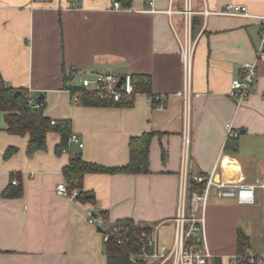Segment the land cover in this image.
Here are the masks:
<instances>
[{"label":"crops","instance_id":"crops-1","mask_svg":"<svg viewBox=\"0 0 264 264\" xmlns=\"http://www.w3.org/2000/svg\"><path fill=\"white\" fill-rule=\"evenodd\" d=\"M72 1L0 0L3 79L14 88H26L34 98L42 95L44 115L68 119L70 132L82 143L56 152L61 134L48 132L45 149L28 155V137L6 132L0 114V264H106L105 244L87 221L88 210L105 211L111 223L131 218L150 227L157 244L170 247L183 167L187 188L196 174H213L222 184L254 185L252 203L218 196L215 189L207 196V264L233 262L238 230L249 237L245 253H263L264 56L257 59L256 91L239 104L230 94L242 64L255 58L260 21L204 16L201 11L234 3L264 15V0H190L195 48L184 153L185 121L177 95L182 70L174 33H183L179 11L185 0H153L158 12L148 11L143 0H128L120 9L112 7L115 0ZM168 8L171 14L164 12ZM93 72L149 75L151 94L164 95L162 107L143 93L134 94L126 107L74 102L69 86L79 88L80 77ZM143 132L154 133L148 173L86 174L83 190L93 201L56 194L72 153L100 165L120 166L128 160L129 138ZM9 146L16 151L4 158ZM5 188H20V194L3 198Z\"/></svg>","mask_w":264,"mask_h":264},{"label":"built area","instance_id":"built-area-1","mask_svg":"<svg viewBox=\"0 0 264 264\" xmlns=\"http://www.w3.org/2000/svg\"><path fill=\"white\" fill-rule=\"evenodd\" d=\"M147 3L150 12H158L153 7V0H143ZM73 4L79 5L80 0H73ZM115 9L123 8L119 0H115L112 4ZM167 14H171L170 8L164 10ZM183 15V33L181 36L174 33L175 38L179 44V57L182 70V87L177 92V95L182 99L183 118L185 121V128L182 136V150L183 153L188 146V132L187 120L190 109V99L192 96L191 80L193 69V53L195 48V39L191 34V18L193 10L191 8V1L185 0L184 7L179 11ZM201 13L207 16L209 13L226 15V16H242V17H255L260 21L259 42L255 51V58L251 61L242 64V74L235 77L231 81L230 94L235 97L239 104L251 92L256 91L258 87V67L257 59L264 56V15H253L249 13L247 7L241 4L227 3L222 8L209 11L203 8ZM120 76H123L119 86L116 85ZM79 87L88 92L96 93L100 98L113 101H121L123 98L126 100H133L134 84L132 75L129 73L116 74L113 72H93L88 75L80 77ZM198 96V93H194ZM80 93L72 94V100L78 102ZM151 102L159 103L164 98V95H154L149 97ZM33 106L38 107L39 104L32 100ZM67 144H77L79 147L82 143L79 141L75 133L68 136ZM192 180L195 183L203 184V191L190 190L186 186L185 169L181 171V181L179 186V195L177 202L176 214L173 218L174 237L173 243L170 247L157 244L155 237L150 233L147 237L143 238L142 252L134 255L133 258H141L142 260H154L155 264H207V260L211 257V253L207 247L204 228V211L207 196L212 189L218 196L235 198L238 203H252L254 200V185L252 184H222L214 180L213 174L203 177L201 175H193ZM12 184H17L16 180H11ZM67 181L63 178L55 186L56 194L68 198H75L77 191L68 193ZM87 221L97 228L101 229L103 241L106 242L110 233L114 230L113 222H109L101 214L87 211ZM115 240L118 243L124 242L122 238L115 235ZM247 261L248 264H263L264 252L260 254H246L241 256L235 255V259L231 264H239L241 261Z\"/></svg>","mask_w":264,"mask_h":264},{"label":"trees","instance_id":"trees-1","mask_svg":"<svg viewBox=\"0 0 264 264\" xmlns=\"http://www.w3.org/2000/svg\"><path fill=\"white\" fill-rule=\"evenodd\" d=\"M122 6L128 0H120ZM193 22L191 31L193 34ZM134 93H143L149 97L151 94V78L146 74H133ZM72 93H80L78 103L86 106H130L132 100L123 98L121 101L106 100L100 98L94 92L82 90L80 87L69 86ZM134 96V95H133ZM31 96L26 88H14L9 86L0 73V114L5 123L4 130L10 134L27 136L28 142L26 153L32 154L36 150L45 149V140L48 132H57L59 134H71L70 121L68 119L52 120L46 117L44 111V101L37 100ZM32 100L39 104L34 107ZM40 136V138H39ZM153 132H143L139 135L131 136L128 140V160L120 166H104L95 162L84 160L81 155L74 152L70 155L68 163L63 167V178L67 181V191L72 193L77 191L76 199L86 202L93 201L88 197L90 192L83 190V178L89 173H107V174H145L149 172V145L153 138ZM56 152L69 150L68 144L59 143L55 147ZM16 151L15 147H7L3 153L4 158L10 157ZM161 158L164 160L165 152L162 151ZM190 190L202 193L203 184L193 183ZM20 194V188L9 190L5 188L2 191L3 198L16 197ZM105 219V211H100ZM114 230L110 233L109 239L104 242V253L106 264H155L154 260H142L133 258L142 252L143 243L141 240L147 237L152 229L148 226H141L135 223L131 218H119L113 222ZM118 235L124 240L118 243L115 240ZM249 247V237L244 232L238 230L236 238V253L244 256ZM239 264H248L247 261H241Z\"/></svg>","mask_w":264,"mask_h":264},{"label":"water","instance_id":"water-1","mask_svg":"<svg viewBox=\"0 0 264 264\" xmlns=\"http://www.w3.org/2000/svg\"><path fill=\"white\" fill-rule=\"evenodd\" d=\"M122 79H123V76H120L119 80H118L117 83H116L117 86L120 85ZM41 98H42V95H40V96L37 98V100L39 101V100H41ZM39 138H40V136H39ZM67 139H68V134L64 133V134L61 135V143H62V144H67ZM88 197H93V195H92V194H88ZM97 230H98L99 232L101 231V229H100L99 227L97 228Z\"/></svg>","mask_w":264,"mask_h":264},{"label":"rangeland","instance_id":"rangeland-1","mask_svg":"<svg viewBox=\"0 0 264 264\" xmlns=\"http://www.w3.org/2000/svg\"><path fill=\"white\" fill-rule=\"evenodd\" d=\"M74 150H75V148L73 147V148H72V151H74Z\"/></svg>","mask_w":264,"mask_h":264}]
</instances>
